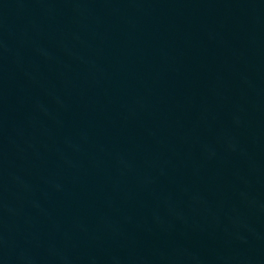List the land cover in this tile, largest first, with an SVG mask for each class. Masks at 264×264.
Masks as SVG:
<instances>
[{
	"label": "water",
	"instance_id": "95a60500",
	"mask_svg": "<svg viewBox=\"0 0 264 264\" xmlns=\"http://www.w3.org/2000/svg\"><path fill=\"white\" fill-rule=\"evenodd\" d=\"M0 264H264V0H0Z\"/></svg>",
	"mask_w": 264,
	"mask_h": 264
}]
</instances>
